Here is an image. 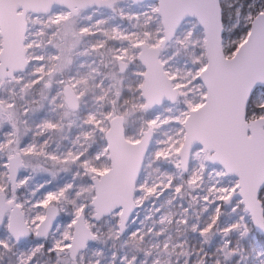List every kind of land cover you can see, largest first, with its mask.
<instances>
[{
	"label": "snow or ice",
	"instance_id": "6c2138e0",
	"mask_svg": "<svg viewBox=\"0 0 264 264\" xmlns=\"http://www.w3.org/2000/svg\"><path fill=\"white\" fill-rule=\"evenodd\" d=\"M0 264H264V0H0Z\"/></svg>",
	"mask_w": 264,
	"mask_h": 264
}]
</instances>
